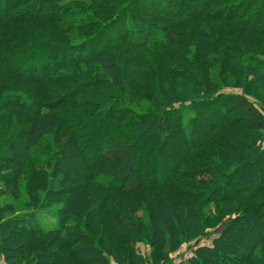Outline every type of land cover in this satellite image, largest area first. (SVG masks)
<instances>
[{
  "label": "trees",
  "instance_id": "1",
  "mask_svg": "<svg viewBox=\"0 0 264 264\" xmlns=\"http://www.w3.org/2000/svg\"><path fill=\"white\" fill-rule=\"evenodd\" d=\"M224 1L0 0L8 264H264V0Z\"/></svg>",
  "mask_w": 264,
  "mask_h": 264
},
{
  "label": "rangeland",
  "instance_id": "2",
  "mask_svg": "<svg viewBox=\"0 0 264 264\" xmlns=\"http://www.w3.org/2000/svg\"><path fill=\"white\" fill-rule=\"evenodd\" d=\"M233 1H237V0H227V1H224V2H221V3L227 4V3H230V2H233ZM175 79L178 82H180V78H175ZM116 89H117L116 87H113L112 90H115L116 91ZM223 92H226V93H231V92L232 93H243V90L242 89H233L231 87H226L223 90ZM250 97H251V95H250ZM67 133H69V131H67ZM46 169L47 168L45 167L44 170H43L44 174H42V179L45 178L47 180V179H49L50 173H49V169H48V171ZM3 172H5V171H3ZM34 181L36 182L37 185L40 184V183H42L41 182L42 180L38 181V180L34 179ZM3 187H4V184L2 182H0V190L3 189ZM130 200H131V202H133V198L132 199H129V201ZM49 210H50L49 208H42L40 210L41 211V213H39V221H40V224H43L46 221H48L49 216L44 215V213L42 214V212H46V211H49ZM7 215L9 216L11 214L8 213ZM216 235H217L216 232H213L211 235H209L206 238L201 239L199 242L192 241V242H188V243H183L177 250H175L174 252L171 253V255H170L171 264H178L181 261H184L185 259L191 257V255H193L194 248H195V246L197 244H210L212 242L213 238L216 237ZM7 246L12 247L13 246V243L12 244H9ZM136 249H137V251L139 253L143 254L144 256H147V257L150 256V246H148L147 244H145V243H138L136 245ZM10 250H11V248H10ZM10 253L12 254V251H10ZM10 261H12V260H10ZM0 264H8L7 260L5 259V255L1 251H0ZM111 264H117V263L114 260H112V263Z\"/></svg>",
  "mask_w": 264,
  "mask_h": 264
}]
</instances>
